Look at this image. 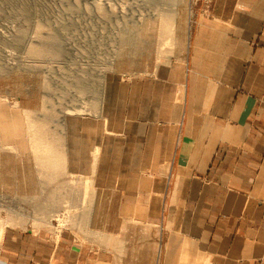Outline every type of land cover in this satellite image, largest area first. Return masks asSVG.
I'll list each match as a JSON object with an SVG mask.
<instances>
[{
	"label": "crops",
	"instance_id": "crops-1",
	"mask_svg": "<svg viewBox=\"0 0 264 264\" xmlns=\"http://www.w3.org/2000/svg\"><path fill=\"white\" fill-rule=\"evenodd\" d=\"M128 92L65 168L102 239L5 229L0 264H264V0H199L162 82Z\"/></svg>",
	"mask_w": 264,
	"mask_h": 264
},
{
	"label": "rangeland",
	"instance_id": "rangeland-1",
	"mask_svg": "<svg viewBox=\"0 0 264 264\" xmlns=\"http://www.w3.org/2000/svg\"><path fill=\"white\" fill-rule=\"evenodd\" d=\"M198 2L0 0V228L102 239L93 178L67 157L126 109L129 86L162 82Z\"/></svg>",
	"mask_w": 264,
	"mask_h": 264
},
{
	"label": "bare ground",
	"instance_id": "bare-ground-1",
	"mask_svg": "<svg viewBox=\"0 0 264 264\" xmlns=\"http://www.w3.org/2000/svg\"><path fill=\"white\" fill-rule=\"evenodd\" d=\"M51 46V45H50ZM54 47V46H53ZM165 47V46H164ZM53 49V48H52ZM36 142V141H35ZM37 153V152H36ZM38 160V159H37ZM50 163V162H49ZM86 185V184H85ZM87 188V187H86ZM86 190V189H85ZM83 199V198H82ZM43 207V206H42ZM3 230H4V228H3V226L0 228V231H2L1 233H3ZM159 251V250H158ZM159 253V252H158Z\"/></svg>",
	"mask_w": 264,
	"mask_h": 264
}]
</instances>
